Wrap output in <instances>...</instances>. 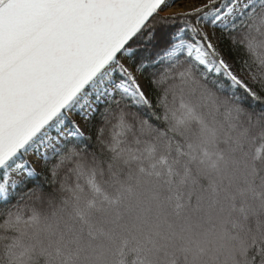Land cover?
<instances>
[{"label": "snow or ice", "instance_id": "1", "mask_svg": "<svg viewBox=\"0 0 264 264\" xmlns=\"http://www.w3.org/2000/svg\"><path fill=\"white\" fill-rule=\"evenodd\" d=\"M0 264H264V0H0Z\"/></svg>", "mask_w": 264, "mask_h": 264}, {"label": "rangeland", "instance_id": "2", "mask_svg": "<svg viewBox=\"0 0 264 264\" xmlns=\"http://www.w3.org/2000/svg\"><path fill=\"white\" fill-rule=\"evenodd\" d=\"M170 2H171V0H170ZM194 2H195V0H193V3ZM187 8H188L187 5H185L184 7H182L180 3H177L172 10L175 11V12H180V11L187 10Z\"/></svg>", "mask_w": 264, "mask_h": 264}]
</instances>
